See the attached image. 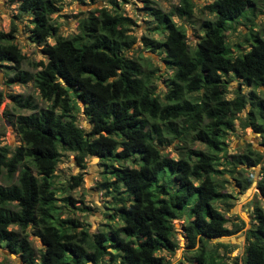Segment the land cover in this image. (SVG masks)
Here are the masks:
<instances>
[{"label": "trees", "instance_id": "16d2710c", "mask_svg": "<svg viewBox=\"0 0 264 264\" xmlns=\"http://www.w3.org/2000/svg\"><path fill=\"white\" fill-rule=\"evenodd\" d=\"M107 3L110 8L87 9L77 19L76 31L62 35L51 17L58 10L56 0H18V12L30 14L29 36L46 57L32 63L34 72L20 66L25 54L13 41L14 23L0 30V64L10 62L13 68L6 83L31 81L47 102L38 107L29 95L8 94L14 105L32 110L14 118L19 144L11 151L0 146V175L7 179L0 184V244L23 264H167L156 252L176 248L171 220L187 212L181 222L185 260L222 264L206 242L240 228L227 227L228 219L216 205L230 197L216 165L218 153L226 149L223 135L238 120L258 133L264 146V96L256 91L264 87V29H254L245 13L255 15V0L206 4L213 17L201 20L192 48L184 28L171 18L191 14L192 0H178L167 12L143 0L152 28L163 35L161 40L141 35L139 42L162 52L161 61L170 69L160 92L153 80L157 68L125 55L137 40L130 31L135 22L117 1ZM239 17L249 23L247 49L232 55L224 27ZM48 37L53 41L47 42ZM225 74L251 89L235 90L226 98ZM3 97L0 89V104ZM74 99L81 102L87 127L76 122ZM194 140L203 148L188 145ZM174 141L175 158L162 151ZM63 151L72 152L80 168L88 157L99 159L108 175L98 187L111 197L119 225L90 233L76 218L59 215V198L74 202L70 194L58 197L52 184ZM236 161L259 167L254 186L264 197V153L246 147ZM80 182V174L70 175L63 192ZM236 182L244 188L251 181ZM251 220L244 231L242 264H264V207L253 205ZM29 230L39 239L38 250L29 241Z\"/></svg>", "mask_w": 264, "mask_h": 264}, {"label": "rangeland", "instance_id": "374dc122", "mask_svg": "<svg viewBox=\"0 0 264 264\" xmlns=\"http://www.w3.org/2000/svg\"><path fill=\"white\" fill-rule=\"evenodd\" d=\"M117 1L120 5V11L133 19L135 22L131 26L130 31L136 35V42L128 49L125 50V55L132 57H140L139 61L145 64L147 61L157 68L153 75V80L156 86V91L160 92L165 90L163 79L169 75L170 69H165L164 63L161 61L162 52L158 53L155 50H150L144 47L139 39L141 35L151 37L153 39L161 40L163 33L153 29L154 20L146 13L147 9L144 8L143 0H113ZM194 3L192 13L189 15H172V20L176 24H180L185 31V37L188 45L192 48L198 35L201 31L198 29L201 20L212 18L213 13L205 8V5L212 0H192ZM108 0H94L93 3L81 2L80 0H56L58 10L51 16L52 19L58 24V31L62 35H68L76 31L77 19L82 17L86 10L99 5H105L110 8ZM151 5L159 7L163 12H167L177 4L178 0H150ZM256 8L255 15L251 16L250 11L246 10L247 17L253 20L254 29H264V0H255ZM18 0L12 2L8 0H0V30L7 31L11 22L16 27L13 41L19 49L25 54L24 60L21 62V68L30 72H34L35 68L32 63L36 60L45 61L46 57L41 53L40 45L33 42L29 36V28L32 25L29 13H19L17 9ZM249 23L239 17L226 22L224 27V37L227 47L232 55L239 54L241 51L247 49L245 44L244 35L249 32ZM51 37L47 38V42H52ZM10 62H2L0 64V89L3 92V99L0 104V146H5L11 151L16 145L19 144V137L15 131L14 118L16 114L29 113L32 109L28 107H18L14 105L8 94H18L22 97L29 95L31 102L36 103L38 107L44 106L47 102L41 100L38 96L37 89L32 85L31 81L26 83H11L7 84L6 79L12 73ZM225 84V91L223 95L226 98H231L235 90L247 92L251 89L250 85L240 83L239 78L233 74H225L222 76ZM258 94L264 96V87L256 88ZM76 106L75 119L80 126L87 127L88 124L85 116L81 112V102L74 99ZM243 120H241L242 122ZM240 122L235 120L232 128L226 130L223 135L225 143V153H218L216 165L221 169L219 177H223L224 187L223 191L229 192L230 197L224 202H219L216 205L227 217L226 226L233 227L234 224L240 228L234 233L227 235L229 237L226 242V248L216 246L215 243L219 240L208 239L206 242V249L215 250V257L226 263H233L236 260L237 264H242L243 252L246 244L244 231L249 228L251 224V210L253 205L257 204L264 207V199L260 197L254 187L253 181L259 178L258 166L247 167L239 164L236 161L238 153L245 150L246 147H252L261 153H264V146L261 143V136L252 131L251 127H241ZM174 142L162 146V151L168 153L171 157H177V149L174 148ZM191 147L203 148L200 141L194 140L188 143ZM81 175V182L74 189L63 192L68 177L70 175ZM15 175V174H14ZM108 174L103 173V166L96 157H88L85 159L84 168H80L74 161L73 153L63 151L57 162L52 184L56 190L58 197H64L70 194L74 202L63 201L61 198L56 201L60 205L59 215L61 217L76 218L81 222L82 226L90 233L102 230L106 231L107 224L119 225L120 221L117 214L111 210V197L104 193V190L98 187L104 177ZM250 179V184L241 188L237 185L236 180L243 178ZM14 179H12L13 181ZM0 184H7V179L4 174L0 175ZM174 184H171V189ZM194 197V196H193ZM187 212L182 213L179 218L175 217L171 220L173 227V238L176 240L177 246L172 252L164 250L157 251L156 253L162 254L166 259L167 264H190L183 257L184 238L181 234V222L185 219ZM29 241L35 250L41 248V244L37 236L29 230ZM0 264H23L20 261L18 254L8 252L3 244H0ZM85 264H92L86 262Z\"/></svg>", "mask_w": 264, "mask_h": 264}, {"label": "water", "instance_id": "95a60500", "mask_svg": "<svg viewBox=\"0 0 264 264\" xmlns=\"http://www.w3.org/2000/svg\"><path fill=\"white\" fill-rule=\"evenodd\" d=\"M253 183H254V181H253ZM256 191L258 192V189L257 188H256ZM260 197L262 199H264L263 196L260 195ZM211 239H213V240H219V241H228L229 240V237L228 236H218V237H212Z\"/></svg>", "mask_w": 264, "mask_h": 264}, {"label": "clouds", "instance_id": "9594fccd", "mask_svg": "<svg viewBox=\"0 0 264 264\" xmlns=\"http://www.w3.org/2000/svg\"><path fill=\"white\" fill-rule=\"evenodd\" d=\"M255 183V182H254ZM255 187V186H254ZM256 188V187H255ZM258 193V192H257Z\"/></svg>", "mask_w": 264, "mask_h": 264}]
</instances>
